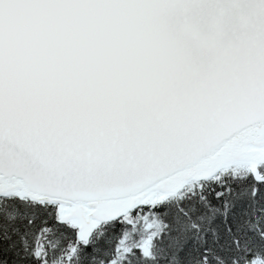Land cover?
Wrapping results in <instances>:
<instances>
[{"label": "snow or ice", "instance_id": "obj_1", "mask_svg": "<svg viewBox=\"0 0 264 264\" xmlns=\"http://www.w3.org/2000/svg\"><path fill=\"white\" fill-rule=\"evenodd\" d=\"M0 264H264V0H0Z\"/></svg>", "mask_w": 264, "mask_h": 264}]
</instances>
